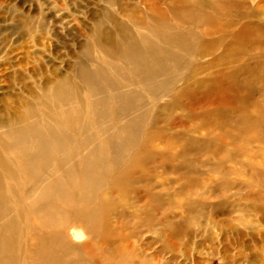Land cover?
I'll return each mask as SVG.
<instances>
[{
	"label": "bare ground",
	"instance_id": "1",
	"mask_svg": "<svg viewBox=\"0 0 264 264\" xmlns=\"http://www.w3.org/2000/svg\"><path fill=\"white\" fill-rule=\"evenodd\" d=\"M255 2L250 0H170L167 4V11L156 10L157 18L154 20V27L148 30L146 35L136 37L124 24L115 23L114 28L117 34L98 42L101 51L106 54L104 61L106 69L95 64L92 71L81 70L76 76L78 83L84 84L93 96L98 97L103 94V88H116L113 79L108 75L109 71H112L115 76L128 71V74L125 73L122 76L124 83L137 85L136 89L142 87L143 90H146L149 84H154V81L157 82L156 85L162 83L164 79L161 80L160 76L166 75L171 68L180 66L192 68L191 65H195L191 61L192 58L211 57L210 63L215 65V68L212 70L208 68V70L205 68L206 65H197L195 71L184 79L183 86L179 90H174L172 94L170 93L171 104L175 107L174 110L180 109L181 112L186 113L184 117L186 121L191 122L198 119L200 122L194 123L195 127L199 128L197 130L207 131L206 136L208 132H218L220 138L214 141L209 135L202 138L195 137L189 130L173 135L171 142L182 149L181 154H165L169 158L172 157L177 165L165 166L162 167V170L166 174L176 175L177 181L174 183L161 182L154 187L140 188L139 186L138 188L137 184H141L143 175L138 176L134 169L122 164L124 146L126 148L128 145L136 143V133L139 132L140 126L138 119L141 118V113L137 115V120L133 119L134 117L131 119L119 118L123 121L118 127L119 134L123 138L121 144L107 140L96 146L92 139L87 141L83 163L80 167L83 185L80 189H76L75 175L70 170L71 167H68L71 166L69 159H72L73 156L64 153L65 145L71 142L70 136L60 125L58 128L49 126L48 128L43 127L44 129H38L36 126V129L32 130L34 127L30 128L29 124L25 122L28 120L27 117L32 116V109L27 110L28 116L22 120V125L21 121L17 122L16 125L19 126H14L10 138L16 147L19 146L18 152L26 157V164L31 172L29 175L33 174L35 178L41 179L40 170L43 168L46 170L49 165H53L51 164L52 151L50 147L56 145V151L60 154L59 162L64 166L60 174H65L72 181V190L67 188L66 184L67 187H65L64 180L59 179H56L58 181L50 187H48V183L41 184L37 186L34 196L30 198L28 206L34 213L32 223L34 236L30 237L33 247L28 254V264H63L64 256L70 250L78 254L86 248L85 246L73 249L68 247L64 239L62 240L58 235L50 233L38 235L35 232H42L44 229L57 226L63 222L62 220H65V217L76 215L77 211L75 210L64 211L65 214L60 216L61 219H57L56 213L51 212L47 207L54 203L55 196L59 195L58 199L62 201L66 210L75 198V194L72 193L76 192L78 193V206L83 207L89 204L90 199L93 201L92 193L102 184L103 179L108 182L110 189L96 208L90 209L82 215V228L91 235V238L100 237L108 240L102 244L101 251L107 257L109 264H161L159 261L163 254H176L179 238L188 234V231L209 225L220 229L248 227V208L245 201L258 199V196L253 192L249 193L246 199H234L232 203L227 198H220L216 202L207 204L205 200L200 198L195 200L193 197L195 189L206 191V188L205 194L209 195L208 197L214 196L215 190L211 186H207L204 178H201L205 173L206 175L211 172L218 173L222 177L220 180L224 188L227 190L234 188L228 178L235 174V171L219 160V156L226 151L229 161L244 171L250 185L259 184L260 179L264 177L263 149L253 148L252 143L255 141L250 136L253 129L264 127V104L252 103L239 93V90L243 88L264 97V0ZM167 12L171 15L172 22L181 27H170L165 19V15H168ZM70 79L72 80L70 75L60 76L55 85L49 89H43L42 93L43 98L47 99L50 96L65 107L62 114L66 119H70L72 110L77 114L82 108L81 104H74L69 111L66 108V102L72 99L73 94L75 95L77 87V84H74ZM175 82L170 84L172 88ZM126 85L124 86L126 87ZM164 87L162 89L159 87V89L163 91ZM149 91L151 92V90ZM207 92L215 94L217 97L211 100L208 98ZM141 97L138 91L119 92L114 96L113 101L124 111L123 105L132 106L131 104L139 102ZM105 99L103 97L94 99L89 109L92 115L98 114L102 117L106 113ZM186 99L189 102H186ZM148 110L151 113V109ZM148 110L146 109L145 113ZM166 110H169L168 106L159 109L154 114L147 139L152 136L154 131L160 133L167 131L165 127L159 130L158 125L159 119H166L165 122H167L170 118V116L165 117ZM119 112L121 111L117 113L119 114ZM193 113H198L200 118L195 117ZM108 116L110 115L108 114ZM89 124V119L83 118L82 126L89 127ZM174 124L175 121L172 122V125ZM179 126L184 127V124L181 123ZM167 128L169 130L170 126ZM197 130L194 132L198 133ZM28 142L33 144L34 150L31 153L27 152L26 144ZM237 143L239 146L229 149L231 145L234 146ZM99 145H102L101 148L104 150L100 155L97 149ZM192 148L206 156V159L200 162L205 173L203 170L192 169L194 162L188 157L189 152H187ZM250 149L259 151L260 155L254 156L250 161L245 159V162L242 157L251 154ZM99 150L101 149L99 148ZM160 154L155 149L145 146V150L131 159L129 163L133 162V165L134 162H147L155 155ZM105 163H110V166L112 164L115 167L113 173L103 169ZM96 167H101L102 172L98 173ZM4 177H7L6 174ZM22 177L20 178L22 179ZM177 183L181 185L175 191L173 188ZM249 186L235 184L236 195L249 189ZM171 189L173 192H170ZM20 192L19 194H21ZM28 195L30 197L31 194ZM184 197H188L185 202L181 200ZM253 201L251 200V202ZM230 204L234 208L232 212L216 211L218 207ZM206 206L211 207L209 212H206ZM57 210L59 212L60 209ZM176 211L178 212L176 213ZM101 214L103 218L99 217ZM234 214H238L237 217H233ZM204 217L207 218L208 225L202 222ZM121 218L123 221L118 227L117 221ZM128 218L132 222L136 221L137 229H140L141 232H152L154 236L152 239L145 240L143 248L137 249L132 259L123 260L118 259L116 254L118 255L130 247L129 244L126 243V246L124 244V239L129 236L126 232L124 233L128 225L124 220ZM15 233L16 222L11 217L10 208L5 198L0 196V264H14L12 247ZM158 243L161 245L160 250L148 256L147 250L152 249ZM63 253L64 256L61 257ZM172 256L173 258L169 259L166 264H174L176 257ZM256 258V263L250 261L249 264H264V249L257 254ZM74 263H79V259ZM193 264L202 263L196 260ZM222 264L233 263L227 260Z\"/></svg>",
	"mask_w": 264,
	"mask_h": 264
},
{
	"label": "rangeland",
	"instance_id": "2",
	"mask_svg": "<svg viewBox=\"0 0 264 264\" xmlns=\"http://www.w3.org/2000/svg\"><path fill=\"white\" fill-rule=\"evenodd\" d=\"M169 1L0 0V179L3 181H0V196L5 198L10 208L11 217L16 222V233L14 234L15 239L12 247L14 264H28L29 261L28 254L33 247L30 237L34 234V231H32L34 213L28 206V203L30 198L34 196L33 194H35L37 186L48 183V187H50L58 181L56 179H59L64 180V185L66 184L68 186L65 185V187L72 190V181L70 178L65 174H60L64 166L59 162L60 154L56 151V145L50 147L52 151L51 164L53 165H49L46 170L45 168L40 170V179L35 178L33 174L29 175L31 172L26 164V157H23L18 152L19 146L16 147L11 141L12 129H14V126H19L16 125L19 121H21V125L23 124L22 120L28 116L26 112L29 108L32 109V116L27 117L28 120L25 122L29 124L30 128L34 127L32 130L36 129V126L38 129H44L49 126L58 128L60 125L70 136L71 142L65 145L64 153H69V155L73 156L72 159H69V165L71 166L68 167H71L70 170L75 175L74 180L76 184L74 183V185H76V189H80L83 185L80 167L83 163L87 141L92 139L95 141L96 146H98L97 144H103L107 140L115 141L118 144L122 143L123 138L119 134L118 127L123 121L119 120V118L131 119L134 117L133 119L137 120V115L142 113L141 118L138 119L140 126L138 128L139 132L136 133L135 145H128L126 148L124 146L122 150V159H124L122 160V164L134 169L138 176L143 175L141 176L143 177L141 184H137L138 188L139 186L140 188L144 186L154 187V185H158L161 182L174 183L177 181L176 175L166 174L162 170V167L177 165V162L172 157L169 158L165 154H181L182 149L171 142L173 135L189 130L195 137L202 138L209 135L214 141L220 138L218 132H208L206 136L207 131L197 130L199 128L197 126L195 127L194 123L200 121L198 119L191 122L186 121L184 119L186 113L181 112L180 109L174 110L175 107L171 104V94L174 90H179L183 86L184 79L191 72L195 71L197 65H206L205 68H210V70L215 68V65L210 63L211 57L192 58L191 61L195 64L194 66L191 65L192 68L185 66L171 68L166 75L160 76L161 80L164 79L162 83L156 85L157 82L154 81V84L148 85L149 88L147 87V89L151 90L152 93L150 91L148 92L147 89L143 90L142 87L141 89L140 87L136 89L135 86L137 85H126L122 76L125 73L128 74V71L118 76H115L112 71H109L108 75L113 79L116 88H103L104 95L102 94L98 97L93 96L84 84L77 82L76 76L81 70L92 71L95 68V64H99L102 68L104 67L103 69H106L107 66L104 62L106 60V54L101 51L98 42L117 34L114 28L115 23L124 24L136 37L146 35L148 30L154 27V20L157 18L155 14L156 10L167 11ZM250 1L256 3L255 1L258 0ZM167 14L165 15V19L170 24V27H181L174 24L171 15L168 12ZM64 75H70L72 78L70 80L74 84H77L75 95L73 94L72 99L66 102V108L69 111V109L71 110L73 108L72 106L74 104H81L82 106L77 114L74 113L76 111H71L70 119H66L62 114L65 107L61 103L53 100L50 96L47 99L42 96L43 89H49L56 84L60 76ZM172 82H175L173 88L170 85ZM167 83L168 85H166ZM81 85L84 87H81ZM153 86L154 89H152ZM159 87L161 89L164 87L163 91ZM127 91H138L142 97L140 99L141 102H136L137 104H131L132 106L123 105V111L113 100L114 96L119 92ZM239 93L242 97H247L252 103L264 104V97L256 92H250L242 88L239 90ZM206 94L211 100L217 97L210 92ZM99 97L106 98L105 100L107 101H105L104 105L107 114L105 113L106 115L104 114L102 117L98 114L92 115L89 110L94 99ZM185 101L189 102L187 99ZM165 106L169 107V110H166L167 112L165 114L167 115L165 117L170 116V118L167 122H165L166 119H159L158 125L159 130L165 127L167 131L164 133L154 131L150 137L151 139H147L149 136L148 131L151 128V124H153L154 114ZM146 109H151L152 114L150 110L145 113ZM118 111L121 112L118 114ZM193 114H195V117L200 118L198 113ZM78 116L79 118H77ZM83 118L89 119V127L82 126ZM173 121H175L174 125H172ZM181 123L184 124V127L186 126V129L179 126ZM169 126L170 129L168 130L167 127ZM195 130L198 133H195ZM250 136L255 141L252 143L253 148H262L264 152V127L253 129L250 132ZM145 146L155 149L157 153L162 154L155 155L147 162H134L135 165H132V162L130 164L131 159H134L135 156L145 150ZM237 146H239L238 143L234 146L231 145L229 149H234ZM26 147L29 153L34 150L31 142H28ZM101 147L102 145L97 147L99 155L104 152ZM255 149H250L252 153L243 155L242 160L245 161L246 159V161H250L254 156L260 155L259 151H255ZM187 152H189L188 157L194 162L192 169L196 171L203 170V173H205L200 162L206 159V156L201 155L200 151H196L194 148ZM226 152H223L219 156V160L225 163L228 168L235 171V174L229 176V182H232L234 188L235 184H243L248 187L250 182L248 183L244 171L238 169V167L229 161ZM104 166L103 169H106L108 172L110 170L111 173L114 172L115 167L112 164L110 166V163H105ZM15 169L17 170L14 171ZM96 171L101 173L102 168L96 167ZM5 174L7 177H4ZM201 178H204L207 186H211L215 190V197H208L209 195L205 194L207 192L206 188V191L195 189L193 198L195 200L199 198L203 201L205 200L207 204L213 201L216 202L220 198H227L232 203L234 199H246L251 192L257 195L258 199L256 201H253V199H251L253 202L251 200L245 201L247 203L246 207L248 208L247 218L249 225L247 228L238 226L235 229H220L219 227L209 225L204 228H196L194 231H188V234L179 238L180 243L178 241L176 254H163L159 263L166 264L169 259L173 258L172 255L176 257L174 264H193L196 260L201 261L202 264H222L227 260H230L233 264H249L250 261L256 263L257 254L264 249V177L260 179L259 184H251L249 189L238 195H236L234 188L227 190L223 187L224 185H222L220 180L222 177L216 172L208 173V175L205 173ZM180 185V183L175 184L173 190L176 191ZM109 189L110 185L103 179L102 184L95 189L96 193L95 191L92 193L91 198H94L93 201L90 199L88 201L89 204L83 207L78 206V193L76 192L72 193L73 195L75 194V198H73V202L66 210L62 201L58 199L59 195L54 197L55 201L52 205L47 206L51 212L56 213V217L59 220L61 219L60 216L65 214L64 211H77L76 215L65 217V220H62L63 222H60L57 226L44 229L42 232H35L38 235L43 233L58 235L62 240L64 239L68 247L73 249H80L86 246L78 254L71 250L65 256L63 253L61 255V257L64 256L63 264H75L74 261L78 259L79 263L77 264H109L107 257L101 251L102 244L108 240L100 237L91 238V235L82 228V215L90 209L96 208ZM171 190L170 192H173ZM19 192L22 196H20L21 194ZM29 193L31 194L30 197L28 195ZM181 200L185 202L188 200V197H184ZM206 207V212H209L211 207ZM57 209H60L59 212ZM233 209L232 204H230L218 207L216 211L232 212ZM237 215L234 214L232 216L237 217ZM102 216L101 214L99 217L103 218ZM122 221V218L117 221L118 227ZM124 222L128 223L126 228L128 232L124 230V233L126 232L127 236L129 235L124 239V244L126 246L127 243L130 247L124 249L122 253L116 254V257L118 259L130 260L136 254L137 249L141 250L143 248L145 240L152 239L154 234L152 232H141L140 229H137L136 221L132 222L129 218L124 220ZM202 222L207 224V218L204 217ZM160 246L159 243L156 244L152 249L147 250L146 254L149 256L158 252Z\"/></svg>",
	"mask_w": 264,
	"mask_h": 264
}]
</instances>
